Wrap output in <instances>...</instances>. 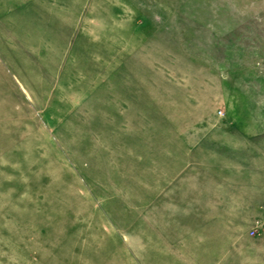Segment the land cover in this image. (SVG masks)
<instances>
[{
	"label": "rangeland",
	"instance_id": "rangeland-1",
	"mask_svg": "<svg viewBox=\"0 0 264 264\" xmlns=\"http://www.w3.org/2000/svg\"><path fill=\"white\" fill-rule=\"evenodd\" d=\"M0 264H264V0H0Z\"/></svg>",
	"mask_w": 264,
	"mask_h": 264
}]
</instances>
